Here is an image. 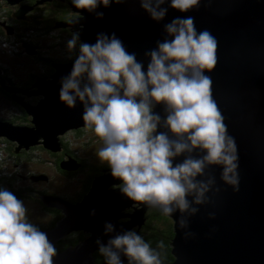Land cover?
<instances>
[{"label": "clouds", "instance_id": "1", "mask_svg": "<svg viewBox=\"0 0 264 264\" xmlns=\"http://www.w3.org/2000/svg\"><path fill=\"white\" fill-rule=\"evenodd\" d=\"M128 2L71 0L74 8L97 19L104 17L98 9ZM138 3L160 23L169 8L189 13L212 0ZM82 12L73 23L84 19ZM82 29L72 31L66 42L76 55L59 81L60 103L68 109L82 106L84 127L103 142L98 160L120 181L114 187L130 201L174 218L185 241L195 239L191 218L201 208L217 207L226 190L221 185L238 193L241 182L237 140L213 97L210 73L217 65V38L198 30L194 16H176L163 24V39L140 60L114 32H100L89 43L80 39ZM27 212L15 193L0 188V264H54L55 244ZM95 214L93 209L90 215ZM207 218L215 220L216 212L209 211ZM103 235L109 236L107 242L97 238L95 243L105 264H124L122 256L127 264H164L163 240L152 247L134 228L116 232L110 221Z\"/></svg>", "mask_w": 264, "mask_h": 264}, {"label": "water", "instance_id": "2", "mask_svg": "<svg viewBox=\"0 0 264 264\" xmlns=\"http://www.w3.org/2000/svg\"><path fill=\"white\" fill-rule=\"evenodd\" d=\"M40 3L58 2H30ZM62 8L77 16L49 27L72 32L83 25L80 39L89 43H94L100 32H114L140 60H144V51L163 39V24L176 16H194L198 30L207 29L217 38V65L210 73L213 97L225 116L229 132L237 140L240 191L233 193L230 187L221 185L226 190L217 207L201 208L200 213L191 218V230L197 235L187 241L176 229L174 218L163 216L156 209L153 211L154 215L166 218L167 264H264V0H212L209 6L202 3L198 10L189 13L169 8L165 21L160 23L150 19L138 0L98 9L104 12L103 19L82 12L72 4ZM81 12L84 19L73 23ZM75 55L69 53L68 62L38 59L40 67H49V76H43L42 82H37L39 76H26L29 93L14 94L35 95L30 104L19 98L25 108L10 100L9 104L16 105L24 126L0 122V137L6 138V152L33 143L43 151L54 150L58 147L57 134L85 128L82 106L77 104L74 109H68L58 96L60 85L56 80L70 72ZM49 138L54 140L55 146L52 147ZM215 174L219 182L218 168ZM119 182L108 168L98 171L94 179H86L75 204L54 196L45 199V194L35 199V194L28 197L52 206L58 222L49 221V230H44L51 242L66 231L86 232L80 241L57 251L54 264H91L83 251L96 245L97 238L104 243L109 239L103 235L106 221L115 224L119 232L132 229L137 220H143L147 206L130 201L116 187L101 190L100 186ZM128 203L132 209L129 213L114 216V211ZM93 209L94 216L90 215ZM209 211L216 212L215 220L207 218ZM116 218L123 221L118 222ZM85 240H92V244L85 247Z\"/></svg>", "mask_w": 264, "mask_h": 264}, {"label": "trees", "instance_id": "3", "mask_svg": "<svg viewBox=\"0 0 264 264\" xmlns=\"http://www.w3.org/2000/svg\"><path fill=\"white\" fill-rule=\"evenodd\" d=\"M3 1L6 2V0H3ZM56 1L58 3L36 4L35 7L32 9V11L34 15L37 17L33 21H28L22 18H15L12 14H11L12 15L11 17H8L7 16V13L9 12L8 10H6L5 14L2 16L1 15L2 6H1V0H0V24L2 21H4L6 25L11 24L12 26H16V27L20 26V27H23V29H26L25 31L24 30L18 31L17 32L18 35L15 39H10L7 37L8 34L6 32L4 25L1 24L3 25L4 30L6 32V33L4 32L2 33V30L0 28L1 43H3V41L6 40V42L3 43L7 45V47L5 48V51H7V49L16 50L19 48L20 45L22 47V44H21L22 42H28L32 46H35L36 52L30 55V57L34 60H37L39 56H43V57H46L48 60H53V61H58V60L69 61L70 56L66 48V42L68 39L71 38L72 32L52 28V27H49V25L70 21L74 13L62 7L72 4V3H71V0H56ZM52 44L56 45L55 51L48 49V46ZM27 46H30V45H27ZM41 48L42 50H40ZM37 66L38 67L33 71L31 76H39L38 78L43 77L41 76L42 73L39 72L40 71L39 69H43L46 71L45 74L46 73L49 74V67H39L40 66L39 64H37ZM0 69H1L0 70V96L4 98L5 100H7L8 104L10 103V100H14L19 105H21L23 108H25L20 101H18L11 95V91L12 89L28 87L27 77L24 78V80L20 81L19 78L14 79V78L9 77L11 75L8 73L7 69L3 67L1 64H0ZM2 69L4 71H2ZM33 98L34 96L27 97L25 101L30 102L32 101ZM7 109L8 110L11 109V104H9ZM6 117H9V114L6 111H5L4 116L2 115V113H0V119H4V121H8L9 118L6 119ZM11 120H13L14 123H18V124L20 123L19 121H16L15 119H11ZM19 125H24L23 121ZM68 132L74 134L76 137H79V138L87 134L88 135L87 138L83 140L82 142H80L83 146L87 145V143H89L90 140L92 139H95V140L97 139V141L99 140V138L96 137L92 131L86 128H80V129L65 131V132L57 134V141H58L59 147L56 146L57 149H54V150H44L43 151L42 149H40L38 146H36L33 143V144H29L27 147L20 146V147L14 148L6 152V145L5 147L0 146V157L2 159L0 160V172L5 173L6 178H7L6 181L0 179V188L3 187L4 185H9L8 187L15 188V190L17 191L18 189H27L28 187H25L22 183L21 184L12 183L14 182V179L17 180L18 177H15L13 179L7 176L8 174L15 175V172L22 171V168H21L22 165H19V166L17 165V167H13L12 165L13 161H17V160L13 159L12 157H8V156L14 155V156L19 157V160L23 161L22 163H27L28 165L32 167L30 171H33V173H38L34 170V167H33L34 165H32L34 163L32 152H35V150H40L44 154L45 153L49 154L48 157L50 156H51L50 158L53 157V164L51 165V167H52V170L55 172L54 173L55 176L61 177V180H66V179L73 180L74 181L73 187L77 186V190L72 192L69 195V193L62 192L61 190H52V189L47 188L46 186L38 185V186H35L38 188L37 192L40 194H45V196L51 195V196H54L55 198H59L62 200H68V199L73 200L71 196L75 193H78L77 197H75L76 199H78L85 185L86 179H94L97 172L103 171L105 169L104 167L107 166V164L101 163L99 161L94 163L90 161L88 158H86L85 156H79L77 154V151H75L74 149H71L72 145L69 144L70 141L65 142L64 140L65 135L63 134L64 133L66 134ZM4 139L6 140V138H3V140ZM69 159H74L76 161H79L81 164L77 163L76 166L74 167H64L63 164H65V162L68 161ZM32 188L31 189L28 188V189L32 190ZM33 192L36 193V191H33ZM38 205L40 207L43 206L45 209L52 208V206H46L41 202L38 203ZM43 207H42V210L45 211ZM55 219H56V215L52 221H56ZM143 220L144 221L141 224L139 230H141L145 241L149 242L152 245V247H156V244L161 240L169 241L167 223H166L165 217L154 215L153 209H150L147 207L143 213ZM30 221L32 222V220ZM44 222L45 220L42 222H39L38 224L35 222H32V223L36 224L42 230V227L49 226V223L48 225H45ZM56 222H58V220ZM72 234H74L73 236H76L78 238H82V237L77 234L83 235L81 231H74L72 232ZM93 254L97 255L96 257L98 260L104 259V257L99 254L98 249H96ZM163 261H164V264H167V257H166L165 250H164Z\"/></svg>", "mask_w": 264, "mask_h": 264}, {"label": "flooded vegetation", "instance_id": "4", "mask_svg": "<svg viewBox=\"0 0 264 264\" xmlns=\"http://www.w3.org/2000/svg\"><path fill=\"white\" fill-rule=\"evenodd\" d=\"M6 2H8V3H6ZM6 2L1 0V6H2L1 15L2 16L5 14L6 10H8L9 11L7 13L8 17H11L13 15L15 18H22V19L28 20V21H33V20L36 19L37 16H35L33 11H32V9L35 7L36 4H30L31 0H6ZM74 15H76V14H74ZM73 16H72V18H73ZM1 24L4 25V27L6 29V32L8 34L7 37L10 38V39H15L17 37V35H18V33H17L18 31H23V30L25 31L26 30V29H23V27H20V26L16 27V26H12L11 24L6 25L4 23V21H2ZM1 24H0V28L2 30V33L3 32L6 33L5 30H4L3 25H1ZM3 39H5V38H3ZM5 42H6V40L3 41V43H5ZM21 44H22V47L20 45L19 48L16 49V50L7 49V52L13 53V54H19V55H23V56L25 55L26 57H29V59H30L31 58L30 55H32L34 52H36L35 46H32L31 44H25V42H22ZM27 45H30V46H27ZM40 50H42V48ZM38 59L48 60L46 57H43V56H39ZM38 59L37 60H34L32 58L30 59V60L34 61V63H33L34 64V70L38 67V66H35V65L39 64ZM58 61H60V60H58ZM65 62H68V61H65ZM39 70H40L39 72L42 73L41 76H48L49 75L48 73L45 74V72H46L45 70H43V69H39ZM2 71H4V70L2 69ZM33 71L29 72L26 76H31ZM41 78H43V77H41ZM24 88H28V87H24ZM20 89H22V88L12 89V91H11V95L15 99H17L18 101H20L19 100V95H14V94L17 93V92H20ZM27 97H29V96H25V99L22 98V100L23 101L26 100ZM30 102H27V103L30 104ZM7 113L9 114V117H6V119L9 118L8 121H4V119H0V122L7 123L9 125H19L22 122L20 114H19V112H18V110L16 108V105L11 104V109L8 110ZM11 119H15L16 121H19L20 123L19 124L18 123H14L13 120H11ZM9 120H10V122H9ZM63 135H65V133ZM64 140H65V142L69 141L68 139H65V137H64ZM57 144H58V142H57ZM5 145H6V140L5 139L3 140V138L0 137V146L1 147H5ZM58 147H59V144H58ZM45 155L49 156V154H47V153H45ZM7 156H8V154H7ZM8 157H12L13 159L17 160V161H13V164H12L13 167H17V165L18 166L19 165H24V166L28 165L27 163H22L23 161H20L19 157H17V156L9 155ZM49 161H50L51 164H53V157L50 158ZM77 163L81 164L79 161H76L74 159H69L68 161L65 162V164H63V166L64 167H74V166H76ZM104 168H105L104 170H108V166H105ZM7 176L11 177L13 179L15 177H18L17 180L14 179V182H12V183H19V184L22 183L25 187H28L30 189L32 187L33 188H32V190H29L28 188L27 189H18V191L15 190V188L8 187L9 185H4L1 188L9 189L13 193H15V195L19 199H21L23 202H25L26 204H27V202H30V201L31 202H36L37 204L40 203L38 201L29 199L28 197H30V196L35 194V196H34V199H35V198L43 195V194H40V193L37 192L38 188L35 187V186H38V184H39V181H37L38 179L41 178L43 180L45 179L46 181H48L49 180V176H46V175H44V173H41V172L33 173V171H30V170L21 171V172H15V175L8 174ZM39 176H44V177H39ZM0 179L5 180V181L7 180L5 173L0 172ZM32 180H34V181H32ZM110 187H112V185H108L107 186V188H110ZM33 191H36V193L33 192ZM77 195H78V193H75V194H73L71 196V198H73V200L68 199V200H63V201H67L69 204H75L76 201H77V199L75 197H77ZM45 197H49L50 198V197H53V196L46 195ZM45 199H47V198H45ZM56 199L62 200V199H59V198H56ZM56 199H54V202H59ZM44 205L50 206V205H47V204H44ZM42 207L39 206L40 210H42ZM44 210L45 211L42 210L43 212H41L42 215H43V220L42 221L45 220L44 224L48 225L49 221H52L54 219L55 213H54L53 208H48V209L44 208ZM124 212L129 213V210L124 211ZM55 220L57 221V218ZM121 220H123V218L117 219L118 222H120ZM143 221L144 220H137V222H136V231L140 235H142V232L139 229H140V226L143 223ZM44 230H49V226L42 227V231H44ZM125 230H129V229H125ZM74 231L75 230L66 231L64 233H61L60 235H57V238L52 239V243L55 244V246L57 248V251H62L64 249H66L67 247H69V246L73 245L74 243H76V242L80 241L81 239H83V236H86V232H82V231L81 232H82L83 235L77 234V235L81 236L82 238H78L76 236H73L74 234H72V232H74ZM106 242L107 241L105 240V243ZM89 244H92V240H85V247H89ZM96 249H98L97 245H92L91 247L88 248V258H86V261L89 260L91 264H98V263H101V262L105 261L104 259L103 260H98L97 257H96L97 255L93 254ZM125 263L127 264V259H126Z\"/></svg>", "mask_w": 264, "mask_h": 264}, {"label": "rangeland", "instance_id": "5", "mask_svg": "<svg viewBox=\"0 0 264 264\" xmlns=\"http://www.w3.org/2000/svg\"><path fill=\"white\" fill-rule=\"evenodd\" d=\"M76 16L77 15H74L73 17H76ZM26 43H28V42H25V44ZM4 45L5 44L0 42V64L7 69L8 73L11 75L9 77L14 78V79L19 78L20 81L24 80V78H26V75L29 72H32L34 70V64H33L34 61L30 60L29 57H26L25 55L23 56V55L13 54V53H9V52L5 51L6 47ZM55 46H56L55 44H52V45L48 46V49L55 51V49H56ZM35 66H37V65H35ZM37 71H39V70H37ZM42 81H43L42 78L37 79V82H42ZM56 81H57V83H59L60 79L56 80ZM20 92L29 93V89L28 88H22V89H20ZM25 96L31 97V96H35V95H19V98L25 99ZM8 106H9L8 101L0 96V113H2L3 116L5 114V111L7 112ZM17 126H20V125H17ZM21 126H23V125H21ZM50 136H51V134H50ZM87 136L88 135L86 134V135H83L81 138H79V137H76L74 134L68 132L65 134V139H68L70 141L69 144L72 145L71 149H74L75 151H77V154L79 156H85L90 161L96 163L99 161L97 156H96V152L98 151V149L100 147L103 146V142L100 139L98 141H97V139L96 140L92 139V140H90L89 143H87V145L83 146L80 142L85 140L87 138ZM49 142L52 144V146H55V144H56L54 142V140L51 141L50 138H49ZM32 157L34 158V160H33L34 163L32 164V165H34L33 166L34 170L36 172H41V173H44V175L49 176L48 181H46L45 179L43 180L41 178L38 179L37 180V181H39L38 185L46 186L47 188L52 189V190H61L62 192L69 193V195L72 192L77 190V186L73 187L74 186L73 180H70V179L61 180V177L55 176V174H54L55 172L52 170V167H51L52 164L49 161L50 157L45 155L42 151L35 150V152H32ZM0 160H2L1 157H0ZM21 168H22V171H26V170L28 171L32 167L30 165H26V166L22 165ZM119 183H116V184H119ZM116 184L110 183L108 185H112V187H114ZM100 187H102L101 190H105L107 188L105 185L100 186ZM45 198H49V197H45ZM24 204H25L26 208L28 209V212H27L28 219L32 220V222H35L37 224L39 222H42L43 215L41 213L42 211L38 208V204L36 202H31V201L27 202V204L24 202ZM128 205H129V203L126 204L125 206L119 208L118 210L114 211V216L117 214L121 215V214H123L124 211L132 210L131 207ZM139 208H140V206H139ZM116 219H119V218H116ZM121 221H123V220H121ZM134 229L136 230V224H135ZM119 232H121V231H119ZM83 252H84L83 254H85L84 255L85 259L88 258V248L86 250H84ZM123 261H124V264H126L125 263L126 258L123 257Z\"/></svg>", "mask_w": 264, "mask_h": 264}, {"label": "bare ground", "instance_id": "6", "mask_svg": "<svg viewBox=\"0 0 264 264\" xmlns=\"http://www.w3.org/2000/svg\"><path fill=\"white\" fill-rule=\"evenodd\" d=\"M2 82V81H1ZM39 177H44V176H39ZM130 206V205H129ZM128 207V206H127ZM124 214H126L127 212H123Z\"/></svg>", "mask_w": 264, "mask_h": 264}]
</instances>
